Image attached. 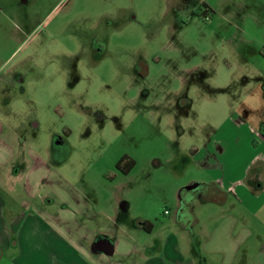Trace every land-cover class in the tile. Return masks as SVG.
Returning <instances> with one entry per match:
<instances>
[{
    "label": "rangeland",
    "instance_id": "obj_1",
    "mask_svg": "<svg viewBox=\"0 0 264 264\" xmlns=\"http://www.w3.org/2000/svg\"><path fill=\"white\" fill-rule=\"evenodd\" d=\"M263 54L264 0H0L4 137L48 166L37 187L44 200H30L28 215L72 212L83 248L65 252L57 241L55 255H41L48 241L23 228L29 236L17 249L0 246V264H93L89 231L117 244L112 256L99 255L104 264H145L166 248L198 261L193 247L210 250L229 213L254 263L264 198L255 213L197 199L190 227L179 211L185 195L196 198L187 185L210 179L190 149L226 119L264 125ZM186 97L195 102L181 104ZM124 156L135 161L129 172L117 168ZM16 191L15 202L26 194ZM147 220L153 231L139 226Z\"/></svg>",
    "mask_w": 264,
    "mask_h": 264
},
{
    "label": "crops",
    "instance_id": "obj_2",
    "mask_svg": "<svg viewBox=\"0 0 264 264\" xmlns=\"http://www.w3.org/2000/svg\"><path fill=\"white\" fill-rule=\"evenodd\" d=\"M257 78L259 79L258 82L262 84V92H264V77L257 76ZM185 102L193 104L195 100L193 97L191 99L186 97L180 103L184 104ZM257 122L258 126L243 117H239L236 120L232 118L226 119L223 124L213 129V132L210 133L211 135L209 134L200 146L194 145L190 149L193 150V163L208 171L210 179L208 181L195 179L185 188L187 192L196 193L194 200L189 195H185V198L181 199L179 212L182 220L180 222L185 224V227H190L199 222L195 217H191V211L186 209L185 202L187 199L191 202L190 207H192L195 200L199 199L200 201L204 200L215 204L230 202L231 206L239 205L244 210H255L254 213L262 208L264 201L259 203V205L257 201L260 202L264 198V125L259 122V119H257ZM253 125H256V128L262 127L256 130ZM231 128L233 131L230 133L229 130ZM3 131L4 125L0 120L1 248L13 246V248L17 249L20 246L21 239H27L29 236L28 232L23 236L22 230L26 228L31 230L35 236L41 234V239L48 241L47 245L43 244L41 248L38 247L36 250L41 255L45 252L55 255L56 247L52 244L53 242L57 244V241L65 248H62L65 252L72 251V249L74 251L77 249L80 252L82 247L79 246V239H82V237L75 235V231L72 232L71 230L72 222L75 220L72 212L60 211L59 214H47L44 211H40L43 217L39 214L38 217L36 215H28L29 210H34L29 203L30 200L36 199L38 202L39 200H44V195L42 196L39 193L38 188L42 183L43 175L48 170V166L43 163L40 165V163L36 162V159H34L35 153L32 151H27V153L18 152L14 143L4 137ZM229 139L235 141L236 146H234L233 151L228 150V147L231 146V141L228 142ZM242 142L245 143L242 144ZM247 143L251 144V149L246 148L245 145ZM28 158L31 159V162L34 160L31 165H27ZM18 183L20 184L17 187ZM22 187L26 192L25 197H22L23 199L19 198L21 202H18L19 199L15 202L18 192L16 190ZM3 192L6 193L7 197ZM17 203L21 206L19 210L14 207ZM77 203L79 204L81 201ZM77 212H83L80 204L77 205ZM25 219L26 223L23 225ZM237 221L238 218L231 213L218 219V223L213 230L215 234L212 240L209 241H212L210 244L214 246L206 252L200 249L201 246L193 247L192 251L193 254H196L195 256H198V254L204 255H201L199 260L196 258L198 261L185 260L178 252L174 254L176 250L172 252V250L166 248L165 250H160L159 255L161 258L157 257L155 251L147 253V262L145 264H210V257L213 259L218 257V264H249L248 251L244 247L248 236L246 237L242 232L240 233L241 227L237 226ZM145 222L151 227L150 231H153V223L148 220ZM67 234H69V237L77 236V238L69 239ZM83 238L91 242L97 239L90 231ZM114 246L116 252L117 244ZM58 247L60 246L58 245ZM88 251L90 252L91 250ZM100 254L107 256L103 253L96 254L95 258L91 259L93 264H104L103 258L99 257ZM252 264H264V246L258 248L255 262Z\"/></svg>",
    "mask_w": 264,
    "mask_h": 264
},
{
    "label": "water",
    "instance_id": "obj_3",
    "mask_svg": "<svg viewBox=\"0 0 264 264\" xmlns=\"http://www.w3.org/2000/svg\"><path fill=\"white\" fill-rule=\"evenodd\" d=\"M92 251L95 253H103L107 256H112L115 252V246L107 238L100 237L93 242Z\"/></svg>",
    "mask_w": 264,
    "mask_h": 264
},
{
    "label": "flooded vegetation",
    "instance_id": "obj_4",
    "mask_svg": "<svg viewBox=\"0 0 264 264\" xmlns=\"http://www.w3.org/2000/svg\"><path fill=\"white\" fill-rule=\"evenodd\" d=\"M185 6L187 7V5H185ZM204 6H205V9H206L205 11H209V10L211 9L207 4H205ZM186 7H185V8H186ZM185 10H187V9H185ZM187 12H189V11H187ZM190 12L192 13V11H190ZM139 72L142 73V71H139ZM143 72H144V73H143L144 75L147 74V71H143ZM125 157H127V156H125ZM128 159H131V158L127 157V161H128ZM128 162H129V161H128ZM122 166L126 167V166H125V161H124V162H119V163H117V168H118V169H122ZM127 168H128V167H127ZM185 203H186V209H189V206H191V205H190V201H189V199H187ZM139 226H142L143 228L148 227V225L146 224V222H140Z\"/></svg>",
    "mask_w": 264,
    "mask_h": 264
},
{
    "label": "trees",
    "instance_id": "obj_5",
    "mask_svg": "<svg viewBox=\"0 0 264 264\" xmlns=\"http://www.w3.org/2000/svg\"><path fill=\"white\" fill-rule=\"evenodd\" d=\"M263 56H264V54H263ZM125 161V166L126 167H128L127 168V170L126 171H124V172H129L131 169H133V167L135 166V161L133 160V159H128V161H127V157H122L121 159H120V161L119 162H124ZM146 231H150V229H151V227L150 226H148V227H146V228H144Z\"/></svg>",
    "mask_w": 264,
    "mask_h": 264
},
{
    "label": "built area",
    "instance_id": "obj_6",
    "mask_svg": "<svg viewBox=\"0 0 264 264\" xmlns=\"http://www.w3.org/2000/svg\"><path fill=\"white\" fill-rule=\"evenodd\" d=\"M169 213H170V211L166 209L164 212V215H169Z\"/></svg>",
    "mask_w": 264,
    "mask_h": 264
}]
</instances>
